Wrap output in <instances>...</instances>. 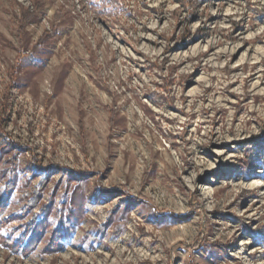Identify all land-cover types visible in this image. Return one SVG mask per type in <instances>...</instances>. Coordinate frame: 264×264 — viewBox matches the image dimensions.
<instances>
[{"label": "rangeland", "instance_id": "374dc122", "mask_svg": "<svg viewBox=\"0 0 264 264\" xmlns=\"http://www.w3.org/2000/svg\"><path fill=\"white\" fill-rule=\"evenodd\" d=\"M178 1L0 0V264H264V0ZM46 178L84 216L14 252Z\"/></svg>", "mask_w": 264, "mask_h": 264}, {"label": "trees", "instance_id": "16d2710c", "mask_svg": "<svg viewBox=\"0 0 264 264\" xmlns=\"http://www.w3.org/2000/svg\"><path fill=\"white\" fill-rule=\"evenodd\" d=\"M110 2V0H107ZM179 3L182 2L178 1ZM102 4L108 5L105 1ZM190 3V0H187ZM10 144L6 141H0V184H3V192L0 194V227L5 226L10 219H2L6 207L10 202V198L15 188L17 187L18 163L16 156L2 163V159L6 152L10 151ZM9 150V151H8ZM81 175V174H80ZM79 175V176H80ZM78 175H75L77 177ZM41 182L35 191L30 194H25L26 205L23 208L21 216L29 215L34 209L38 208L37 215H33L30 221L24 225V232L18 237L17 240L12 241L11 238L3 239L5 245L11 247L14 252H21L23 255L28 254L41 240L47 239L45 251L51 253H58L63 249L62 240L70 235L75 227L79 225L82 217L84 216L85 194L82 187L78 184L70 188L68 184L64 185V195L60 197V201L55 203L58 185L55 186V192L48 195L46 202L42 203L43 193L46 189V181ZM69 183V181H68ZM71 189V190H70ZM70 191V192H68ZM106 192V191H105ZM124 191L120 188H115L111 193L123 195ZM104 193V191H102ZM125 201L129 206L132 202L135 203L134 198L126 196ZM117 212V209L111 212V216ZM53 219L56 227L52 229ZM109 222V221H108ZM110 224H105L103 231L108 228ZM48 238H45L46 234ZM24 240L27 242L24 244Z\"/></svg>", "mask_w": 264, "mask_h": 264}]
</instances>
